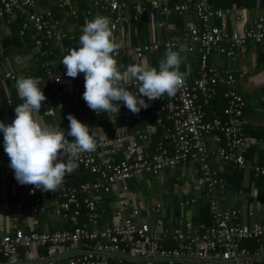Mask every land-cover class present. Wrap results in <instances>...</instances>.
I'll return each mask as SVG.
<instances>
[{
  "label": "built area",
  "instance_id": "built-area-1",
  "mask_svg": "<svg viewBox=\"0 0 264 264\" xmlns=\"http://www.w3.org/2000/svg\"><path fill=\"white\" fill-rule=\"evenodd\" d=\"M95 5L113 13L110 19L113 31L121 23L138 20L148 12L161 17L193 11L199 27L190 28L182 36L173 35L136 45L130 52L134 59H140L160 48L166 52L170 47L178 50L179 45H186L188 52H197L200 56L197 75L192 79L185 77V87L174 97L165 94L155 100L162 103L151 111L154 123L102 134L104 138L94 152L82 153L79 167L88 171L89 180L74 184L71 182L73 174L66 176L56 192H42L31 185L18 183L35 196L31 206L33 213L43 211L45 207L41 201L50 196V209L69 227L42 232L16 227L10 233L0 223V255L3 258L0 264H251L248 260L251 254L241 244L249 239L257 243L254 255L264 258V224L240 223L238 209L217 206V179L210 160L217 156L241 164V157L236 153L244 145L241 117L246 104L242 96L230 88L238 72L208 62L214 52L234 56L245 48L247 40L260 43L264 38V15L248 20L243 14H237L235 19L240 30L229 32L225 21L228 11L213 9L205 0L173 6L151 0L149 7L133 5L130 15L124 13L127 4L120 0L96 1ZM24 9L27 12L20 33L32 31L37 54L47 56L43 46L55 35L52 13L40 9L38 0H0V18L9 23L14 22L16 12ZM72 14L75 15V11ZM215 20L220 22L214 23ZM79 28L82 29V25ZM222 76L229 86L224 92V117L216 116L207 121L205 108L217 93ZM4 78L13 79L14 76L7 72ZM59 84L60 79L55 77L45 101L46 114H54L51 96H68L85 102L78 85L64 90ZM127 88L134 94L137 92L135 81H130ZM261 113L264 126V100ZM111 114H122L128 121L133 119L122 103L119 112ZM14 117H9L5 124H10ZM192 163L198 165L199 175L194 182L202 189L203 197L184 198L179 207L185 209L206 200L214 208L213 221L208 228L201 230L191 221H185L181 227L164 228L167 210L161 202H155L143 211L139 207L128 209L129 202L123 194L129 192L128 182L132 178L142 173L158 175L168 168ZM10 169L9 157L5 151L0 152V177L4 187L8 184ZM254 170L264 175L263 167L256 166ZM100 193L117 196L109 224H103ZM142 212L150 220L135 221Z\"/></svg>",
  "mask_w": 264,
  "mask_h": 264
},
{
  "label": "crops",
  "instance_id": "crops-1",
  "mask_svg": "<svg viewBox=\"0 0 264 264\" xmlns=\"http://www.w3.org/2000/svg\"><path fill=\"white\" fill-rule=\"evenodd\" d=\"M96 1L104 3L108 0H38L40 9L52 13L55 30L54 37L49 40L51 52L47 53V57L51 53V65L44 63L40 67L37 64L39 56L34 48L33 33L29 34L30 30L24 34L20 33L27 10L16 12V18L11 23L5 18H0V121L5 123L9 117L15 116V106L22 103L14 87L16 78L22 76L35 78L38 81V87L41 88L47 99L49 87L54 83L55 77L60 79L59 88L67 90L83 76V73H80L76 78L67 77L66 69L59 61L68 49L78 47V39L81 35L80 25L83 26L86 21L97 15L113 18V13L107 9H100L95 5ZM120 1L126 2L127 7L124 13L130 15L133 5L140 4L149 7L151 0ZM157 1L163 5L173 6L192 0ZM205 1L213 9L228 11L225 21L229 32L240 30L235 19L237 14H243L248 20L264 15V0ZM73 11H75V15L72 14ZM219 22V20L214 21L217 24ZM199 26L200 23L191 10L186 13H171L161 17L148 12L138 20L121 23L113 31L116 42L120 44L118 50L120 54L115 57L119 70L124 71L130 64L144 62L158 69L159 60L165 54L163 48L147 53L140 59L133 58L130 52L131 48L149 41L164 40L173 35L182 36L190 28ZM186 56L187 59L181 64L180 71L187 79H192L197 75L200 56L197 52L190 53L188 51ZM208 62L216 67L238 72L230 88L239 93L246 104L241 117L244 145L236 153L241 157V164L224 161L217 156H213L210 160L211 170L217 179V206L223 209H238L237 220L240 223L250 225L253 222H258L264 224V175L254 170L256 166L264 168V126L261 123V109L264 100V38L260 43L247 40L245 48L238 50L234 56H225L214 52L209 56ZM41 68L47 70L42 72ZM241 70H244V73H239ZM7 72H10L14 78H4V74ZM228 88L225 76H222L217 91L223 89L222 97L224 98V92ZM8 100H11V104H8ZM45 101L42 102L41 111L36 114V118L50 127H60L65 133L69 127L67 120L69 113L73 114L80 122L87 124L98 135L110 134L118 128H142L144 124H148L145 118H141V121H136L137 119L128 121L122 114H97L90 110L85 102L74 100L68 96H51V107L54 114L49 115L45 113L47 108ZM214 113L216 116L221 115V112L214 111ZM67 138L70 141L73 139L71 136H67ZM3 151V135L0 132V152ZM8 174V184L5 187L2 185L0 177V223L6 231L11 233L16 227L25 231L37 232L64 229L66 222L57 217L49 207L52 197L47 196L41 201L45 207L43 211L33 213L31 206L35 196L29 194L26 188L18 184L12 169L8 170ZM198 175L196 163L168 168L158 175L142 173L128 182L129 192L123 194L129 202L128 209L139 207L143 211L145 207H150L155 202H161L167 210L164 228L181 227L185 221H191L201 230L208 228L213 221L214 208L206 200H201L198 204L185 209L179 207V202L184 198L203 197L202 189L198 188L194 182ZM71 182L73 183L72 179ZM99 196V206L103 213L102 206L106 199H110V214L103 219V224H109L112 221L111 216L116 207L117 196L114 194L109 196L106 193H100ZM14 216L17 217V220H12ZM146 219L150 220V217L142 212L135 218V221ZM243 242L242 246L246 247ZM246 248L248 249V247ZM256 249L254 251L248 249L251 254L248 260L251 261V264L255 260L264 264L262 256L254 255Z\"/></svg>",
  "mask_w": 264,
  "mask_h": 264
},
{
  "label": "clouds",
  "instance_id": "clouds-1",
  "mask_svg": "<svg viewBox=\"0 0 264 264\" xmlns=\"http://www.w3.org/2000/svg\"><path fill=\"white\" fill-rule=\"evenodd\" d=\"M77 45L68 49L59 63L65 67L67 77L83 73V100L97 114L118 113L121 103L132 114H138L150 106V101L165 94L172 98L185 87L180 66L187 59L186 45H179L178 50L168 48L158 69L144 62L130 64L121 71L114 58L120 44L115 40L110 18L100 15L85 22ZM130 81H135V94L127 88ZM14 87L22 103L15 106L10 124L0 121L9 167L20 185L56 192L65 177L79 168L81 154L94 152L104 136H98L71 113L67 114V133L44 124L36 118L46 100L38 81L22 76L15 79ZM67 136L73 139L69 141Z\"/></svg>",
  "mask_w": 264,
  "mask_h": 264
},
{
  "label": "trees",
  "instance_id": "trees-1",
  "mask_svg": "<svg viewBox=\"0 0 264 264\" xmlns=\"http://www.w3.org/2000/svg\"><path fill=\"white\" fill-rule=\"evenodd\" d=\"M33 32L30 31L29 34H32ZM50 45L49 41L46 43V45L43 46V49L46 50L47 52H51L50 50ZM38 55V54H37ZM38 66H43L44 63H48V65H51V53L49 54V56H40L38 55ZM43 70V71H42ZM47 69L45 68H41L42 72H45ZM83 80H84V75L82 77H80L77 81H75L74 85H78L81 88V91L84 92V86H83ZM223 89H218L217 93L214 95V97L210 100V104L209 106H207L206 109V117L205 119L207 121L212 120L214 117H216L214 111L220 113L221 115L219 116L220 118H223V108L226 105V98L222 97L223 95ZM144 99L147 101V97H144ZM162 102L160 101H150L149 104L150 106L147 109H141V111L138 114H132L131 116L132 118L136 121H141V118H145L146 123L148 124H152L155 122V117L154 115L151 113V111L153 109H156L160 106ZM218 116V115H217ZM140 123V122H139ZM146 126L145 124L143 125V127ZM140 127V126H139ZM160 131V129H158V132ZM157 137V136H156ZM76 174L72 177L73 183H79L81 181H85V180H89L90 179V174L88 173L87 170L79 167L76 170ZM104 208V213L102 214V220L105 219L108 214H110V199H106L105 200V204H103L102 206ZM69 224L66 223V225L64 226V228H68ZM243 245H245L246 247H248V249L250 251H254L257 248V243L254 240H246L243 242ZM3 261L2 256L0 255V262ZM253 264H261L260 262H258L257 260L253 261Z\"/></svg>",
  "mask_w": 264,
  "mask_h": 264
}]
</instances>
